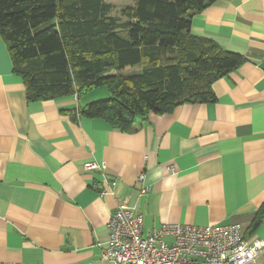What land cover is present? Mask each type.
Here are the masks:
<instances>
[{
    "label": "crops",
    "instance_id": "0c3cea01",
    "mask_svg": "<svg viewBox=\"0 0 264 264\" xmlns=\"http://www.w3.org/2000/svg\"><path fill=\"white\" fill-rule=\"evenodd\" d=\"M190 23L243 60L212 83L214 102L150 112L128 131L74 115L86 104L75 95L28 101L0 36V264H111L101 249L124 200L145 234L239 223L264 245V217L251 230L264 202V0H217ZM87 161L104 163L111 189Z\"/></svg>",
    "mask_w": 264,
    "mask_h": 264
},
{
    "label": "trees",
    "instance_id": "16d2710c",
    "mask_svg": "<svg viewBox=\"0 0 264 264\" xmlns=\"http://www.w3.org/2000/svg\"><path fill=\"white\" fill-rule=\"evenodd\" d=\"M215 1L132 0L116 17L106 0H0V36L28 101L79 99L105 86L108 97L74 115L128 131L150 112L214 102L212 83L241 63V54L189 32L192 15ZM263 217L264 202L251 230Z\"/></svg>",
    "mask_w": 264,
    "mask_h": 264
},
{
    "label": "built area",
    "instance_id": "2783aa9c",
    "mask_svg": "<svg viewBox=\"0 0 264 264\" xmlns=\"http://www.w3.org/2000/svg\"><path fill=\"white\" fill-rule=\"evenodd\" d=\"M83 167L99 170L109 189L114 186L115 180L104 174V163L87 161ZM138 180L142 183L143 176ZM146 191L145 185L140 186V195ZM107 227L108 242L101 249V259L111 264H255L264 249L259 240H245L239 223L198 226L164 222L145 234L142 216L128 200L118 205Z\"/></svg>",
    "mask_w": 264,
    "mask_h": 264
},
{
    "label": "rangeland",
    "instance_id": "374dc122",
    "mask_svg": "<svg viewBox=\"0 0 264 264\" xmlns=\"http://www.w3.org/2000/svg\"><path fill=\"white\" fill-rule=\"evenodd\" d=\"M107 3L111 4V10L110 15L121 17V10L126 5L132 4V0H106ZM141 66H135L132 68H129L125 71H122V73H131V72H138L140 70ZM109 96V92L106 89L105 86L94 88L90 91H88L86 94H83L80 98V101L83 102H91L98 99H103ZM85 104V103H83Z\"/></svg>",
    "mask_w": 264,
    "mask_h": 264
}]
</instances>
